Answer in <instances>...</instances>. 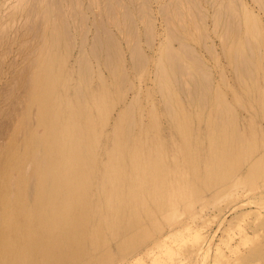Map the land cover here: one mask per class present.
<instances>
[{"label":"rangeland","instance_id":"374dc122","mask_svg":"<svg viewBox=\"0 0 264 264\" xmlns=\"http://www.w3.org/2000/svg\"><path fill=\"white\" fill-rule=\"evenodd\" d=\"M68 2L0 0V164L19 169L26 179L17 186L15 175L8 172V185H15L10 189L14 193L25 194L22 203L31 201L37 188L35 166L24 155L33 149L30 138L45 134L38 120L42 102L54 98L53 111L59 113L65 104L63 89L72 96L73 86L79 84L87 100L91 93H99L97 62L89 52V45L96 42L95 28L100 42L107 33L115 37L127 74L124 85L106 77L107 110L102 111L105 119L97 122L106 123V129L97 160L105 162V152L117 157L116 143L126 140L122 130L115 135L113 130L120 113L128 110L136 123L122 152L129 162L96 172L95 183L87 189L90 197H73L74 203L84 202L82 214L76 210L74 241L61 255L42 250V255L20 256L16 251L23 250L24 239L14 246L9 235L0 243V264H264V0ZM46 9L51 10L49 17L43 16ZM65 28L71 31L69 37ZM70 37L73 44L66 42ZM179 42L190 46L184 61L187 69L192 68L197 78L195 66L200 65L209 79H199L201 85L198 80L194 88L188 84V91L185 84L180 88L170 84L160 91L158 61L166 64L169 46L182 56ZM137 44L142 60L129 54ZM51 45L53 61L50 69H43L50 65L45 59ZM82 48L93 66L87 74L88 88L79 72ZM104 55L102 49L100 62ZM240 55L252 63L251 72L243 71ZM123 68L119 65L118 72ZM44 76L52 82H45L51 88L48 98L43 81L38 87L33 84V79ZM217 96H224L233 114L218 117ZM56 120L53 128L61 137L66 119ZM4 211L9 210L0 214Z\"/></svg>","mask_w":264,"mask_h":264},{"label":"bare ground","instance_id":"6f19581e","mask_svg":"<svg viewBox=\"0 0 264 264\" xmlns=\"http://www.w3.org/2000/svg\"><path fill=\"white\" fill-rule=\"evenodd\" d=\"M68 3L72 4V0L71 2H68ZM75 4H77L76 1H75ZM48 5L50 6V4ZM58 6H61V5H58ZM107 7H108V4H107ZM226 7L228 8L229 6L226 5ZM231 7L232 6H230V8ZM28 9L30 12L31 9L30 8ZM47 9L46 11H44V14H43V16L45 15V17H49L51 15V10H47ZM52 9L55 12L54 7ZM60 9L62 8L60 7ZM42 11H40L41 14H42ZM59 11H62V10H59ZM59 11L57 9V12ZM125 12H127L126 9H125ZM75 13L73 12L72 14H75ZM127 13L129 14V12ZM41 14H38L39 17L41 16ZM62 15L63 13L61 14V16ZM245 18H246V14H245ZM81 19H82V16H81ZM44 21H46V18ZM129 21H132V19ZM62 23H63V20H62ZM92 23L94 24V22ZM116 23L118 24L117 20H116ZM227 23L228 22H226L225 25ZM64 24H65L64 26H66V24L68 23L65 21ZM102 26H105V25H102ZM233 26L235 27V25ZM57 27L58 26H56V28ZM66 28L68 27L66 26ZM66 28L64 30L68 32L69 29H66ZM101 28H102V32H105L103 31L104 27H101ZM95 29H96V32L94 34L97 33L96 42L93 41V43H91L92 42L91 41L90 42L91 44L89 43L90 44L89 47L91 48L89 52L91 53L92 58L95 59L94 61L97 62L96 66L98 67V69L95 73V78L97 79L98 82H100V85H99L100 91L98 94L91 93L87 100L85 99L86 94L84 93V90H83L84 87L79 84H78L79 87L78 86L76 87V85L73 86L72 96L69 92H67L68 88L65 90L63 89L64 91L62 90L60 94L62 95V97L66 96L68 98L64 97L65 104L59 113H55L53 111L54 98L50 97L52 100H48L47 103H45V101L42 102L40 106L41 110L39 113L38 120H39V124L45 128V134L43 136L31 137L30 139H31V143L33 144V149L28 150V152L24 155V157L27 159L29 158V160L32 162L31 164L35 166L34 179L36 180L37 188L35 189V192L31 198L32 202L28 201L27 199L25 203H22V200L26 197L25 194L18 193V192L14 193V191L10 190L14 188L15 185L22 186L26 183V179L20 176V170L15 169L9 165L4 166L3 164H0V170L2 171V174H4V176H2V178L0 179V204H1L0 211H3V209L9 210L8 212L4 211L3 213L0 214L1 215L0 216V243L4 244L8 240L7 238L9 237V235H12L14 237L12 241L14 246L16 245L17 241L24 239L23 241L25 243L22 244L23 250L21 249L19 251H16L18 254H20V256L22 255L23 257H25V255L27 256V255H31L34 253L37 256L42 255L43 254L41 253L42 250L43 251L51 250L52 252H56L57 255H61L60 253H62L63 247H65L66 245L73 244L74 235H75L74 224L76 223V210H79L80 211L79 213L82 214L81 206L82 204H84V202H80L79 200H76V203H74L75 201L73 200L74 199L73 197L74 196L76 197L89 196L90 197L89 193H87V189H89L90 186L93 183H95L93 180L97 179L95 175L96 172L102 171L105 173V170L107 168L123 167L122 166L123 162H129V160L127 159V154H122V152L130 144L129 140L131 139V134L133 133V131H135L134 124L136 125V123L134 122V117L132 115L133 113L128 112V110L126 111L124 110V112L120 113L121 119L119 116L116 122V124L117 123L119 124L116 127V130H113L114 131L113 135L116 134L115 131L122 130L124 134L123 139L126 140L123 144L116 143V146L113 151L117 154V157L109 156L108 155L109 153L107 154V152H105L106 161L103 162V159H101V161L98 162L97 160V153L100 149V144H101L100 143L101 135L106 129V123L103 125L97 124V122L100 119L102 120L105 119V114L104 113L102 114V111L105 112L107 110L106 109L107 94H109L110 91L106 86V79L110 78V80H114L116 82L118 79V81H120V83L124 85V83H126L125 81L127 79V74L125 71V61L122 58L123 53L120 54L118 50V48L120 47L117 48L116 44L118 43L114 41L115 37L113 39L110 36V34L107 33L108 34L107 35L105 32L106 34L105 39L103 42H100V39L98 37L97 28ZM225 29L227 32V29H228L227 25L225 26ZM62 31H63V27H62ZM70 32L71 31L69 30V33H67L68 37H69V34H71ZM84 32H87V29L86 31L84 30ZM85 34H83L82 36H84ZM70 40L72 41V37H70L69 40L67 39L66 42L70 43ZM85 41L86 40H84L83 42ZM63 42L66 44L64 40ZM83 42L82 44L81 42L79 44L83 46L84 45ZM72 44H73V41H72ZM246 45H247L246 48H248V50H251L249 43H247ZM134 46L135 48L133 47L131 51L129 52V54L131 53L132 57L133 56L136 57L137 60L138 59L142 60L143 58H142L141 51H139L138 48L136 50V46H138V44ZM189 47L186 44H184V42H179V49L183 53L182 56H180L173 48L169 46V48H167V50L165 51V54H166L165 60L167 61L166 64L168 66L166 64L161 63V61H158V63L160 62V64L156 69V77H157V82H158L157 87L160 91L166 90L170 86V84H175L179 88L185 84L186 85L185 89L187 90V88L189 87L188 84L190 85V87L194 88L198 86L197 81L199 79H202L203 81L207 80L206 78L209 79V77L206 74L207 72H204V70L202 69L200 65L197 67L195 66L196 70L199 73V76L197 78L195 75L192 74V70H193L192 68L187 69V66L184 61H185V58L189 56L187 55L189 53L188 50H190ZM53 48H54V45H51V48H49L47 51V54L49 55L45 59L50 63V65L44 66L43 69H50L51 67V63L53 61V58H52ZM102 49L104 50L105 60L103 59L100 62L99 57H100V52ZM84 50L85 49L83 48L81 49L79 53L80 60L78 59L80 62L79 61L77 62H79L78 63L79 72L82 76L81 81L84 83V85H86L85 87L88 88L89 85H88L87 74L91 71V68L93 66L89 67L88 65L90 64L89 58L86 57V53H84ZM241 55H240V59H241L240 62L243 63L242 65L243 71L246 73L251 72L250 66L252 65V63L249 61L247 56L241 58ZM54 61L58 62V60H54ZM194 61L197 62L199 60L196 59ZM119 65H121V67H124V68L123 70L118 72L117 69ZM165 66H167L168 69ZM185 75H188L189 79L184 80L182 76H185ZM42 81L44 82L45 88H47V85L45 82H48V81L51 82V79L45 76L42 77L41 80H37L36 78V79H33V84H35L36 82V87H38L40 84H42ZM199 85H201L200 80H199ZM199 87L202 89V86H199ZM193 88H190V89H193ZM127 89L132 91L133 86L129 85ZM181 91L185 95L187 93V96H190V92L188 95V92H187L188 90L185 91L181 89ZM194 92L195 91L193 89V93ZM49 93H51V88L45 89L44 95L47 98L50 96ZM137 93H138V90H137ZM124 95L122 96L121 101H120L122 103L124 101ZM135 95L137 96V94ZM223 97L217 96L218 104L216 105H218V108H219L218 117L220 116L222 117L224 114H227V115L233 114L232 113L233 110L230 104H228V102H226L225 99H223ZM129 101L128 103H131ZM187 101H188V98H187ZM89 103L93 105L86 108V104H89ZM170 111L171 109L168 110L167 113H170ZM124 115L125 117H122ZM169 116L171 118L172 114L170 113ZM60 117H64V119H66V126H65L66 132H62V136L58 137L57 131L55 128H53V125H58L59 121H57L56 119ZM131 144L133 145V143ZM54 152H56V158L52 159V154ZM92 154L94 156L93 158H91ZM98 155L101 156L102 153H98ZM128 155L130 156L128 157L131 159V155L130 154ZM132 160H134V158ZM147 163L148 162L144 164L148 165ZM136 165L137 164H131L132 169L133 170L135 169L134 171L138 169ZM60 169H64L66 170V172L60 174L59 172ZM146 170H151V167H147ZM8 172L15 175L14 177L15 185L14 184L8 185ZM102 172H100V178L104 177L105 175ZM37 175H39V177L36 178ZM154 178L158 180L157 176ZM142 179H143L142 181L145 180L144 178ZM111 185L113 186V184ZM115 186H117V184H115ZM19 191H21V188L19 189ZM145 194L149 195L148 193H145ZM79 225L81 226V222L78 223V226ZM76 235H77V229H76ZM76 238H77L76 239V243H77L78 237L76 236ZM14 248L12 249L13 251L12 254L16 253Z\"/></svg>","mask_w":264,"mask_h":264}]
</instances>
